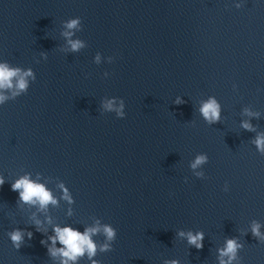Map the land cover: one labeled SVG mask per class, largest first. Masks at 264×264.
Masks as SVG:
<instances>
[{
  "label": "water",
  "instance_id": "obj_1",
  "mask_svg": "<svg viewBox=\"0 0 264 264\" xmlns=\"http://www.w3.org/2000/svg\"><path fill=\"white\" fill-rule=\"evenodd\" d=\"M69 39L84 46L73 51ZM0 60L36 74L0 106V174L39 173L57 197L63 181L75 203L50 205L53 222L113 225L112 250L94 259L219 264L217 250L236 237L239 264H264V241L251 232L253 222L264 232V153L254 143L264 134V2L0 0ZM114 96L124 118L102 109ZM209 96L222 107L218 123L199 111ZM199 153L208 162L192 169ZM16 197L0 187V264H56L31 226L36 208ZM15 227L34 233L19 250L5 234ZM189 229L204 232L201 249L178 234Z\"/></svg>",
  "mask_w": 264,
  "mask_h": 264
},
{
  "label": "clouds",
  "instance_id": "obj_2",
  "mask_svg": "<svg viewBox=\"0 0 264 264\" xmlns=\"http://www.w3.org/2000/svg\"><path fill=\"white\" fill-rule=\"evenodd\" d=\"M264 2V0H261ZM237 8H240L241 3H236ZM81 24V17L77 16L66 21L67 29L78 28ZM66 37H71V31H65ZM68 44L71 50L78 51L84 46V42L79 39H69ZM46 59V57H45ZM112 62L114 57L107 58ZM101 55L98 52L94 57V61L99 63ZM110 74L105 71L104 77ZM36 80V74L32 68H21L13 66L6 60H0V106L4 105L9 100H14L17 97L25 94L30 84ZM235 87V84H234ZM183 97L177 96L174 103H184ZM125 101L123 97H112L102 100V109L105 112H115L118 118H124ZM201 115L209 123H218L222 107L214 96H209L204 100L199 108ZM247 111V110H245ZM251 114V113H250ZM242 127L251 130L252 125L248 121H242ZM254 143L257 150L264 153V134H258ZM208 162V155L206 153H199L195 156L191 163L192 169H197L199 166ZM196 176H202L203 172L195 173ZM6 182L10 184L12 191L17 193V201L21 204H27L36 208V212L32 213L31 226L35 228L36 232L42 234L40 244L46 248V254L55 259L56 264H80L82 258H87L88 264H101L100 261L94 259L97 251H110L113 248V242L117 237V229L111 224H101L99 219L94 224L83 227V229L76 227L72 223L53 222L52 216L49 214V206H55L60 200L66 201L69 205L75 203V198L72 195L69 187L61 181L58 187L61 189V194L57 197L52 190L46 186L44 182L39 179V173L34 178L31 173H24L12 181H7L3 174H0V187ZM223 191H229L228 181L224 182ZM37 212L43 213V220L37 217ZM73 210L69 207L66 210L67 216H72ZM261 224L253 222L251 225V232L260 241H264V232H261ZM103 233L105 237L104 243L97 245L93 237L98 233ZM6 236L10 241L12 247L19 250L25 242V239L31 240L33 231L28 227H15L10 231H6ZM184 236L187 242L197 249H201L204 244V232L202 230L189 229L187 232L181 230L178 233ZM243 247V244L236 237L227 238L224 246L219 248L218 261L219 264H239L240 257L238 251ZM167 264H179L176 259L168 261Z\"/></svg>",
  "mask_w": 264,
  "mask_h": 264
}]
</instances>
